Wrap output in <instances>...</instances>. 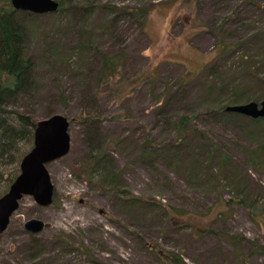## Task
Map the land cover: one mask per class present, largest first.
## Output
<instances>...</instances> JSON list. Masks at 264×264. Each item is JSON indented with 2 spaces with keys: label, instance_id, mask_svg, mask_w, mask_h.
<instances>
[{
  "label": "rangeland",
  "instance_id": "374dc122",
  "mask_svg": "<svg viewBox=\"0 0 264 264\" xmlns=\"http://www.w3.org/2000/svg\"><path fill=\"white\" fill-rule=\"evenodd\" d=\"M85 1L66 0L63 12L27 21L38 88L31 100L22 99L16 108L35 122L58 114L71 120V150L48 165L55 186L53 205L42 207L25 197L0 234V264H164L146 245L181 253L187 264H234L233 247L216 236H197L177 221L173 225L183 231L173 235L161 213H133L112 186L102 185V174L87 177L79 166L90 150L87 118L100 124L102 149L114 157L115 174H122L119 192L127 189L141 199L186 210L196 215L199 227L211 225L215 231L264 245V216L256 214L258 210L232 205L225 218H219L215 197L197 193L163 161L142 162L131 142L144 131L169 140L166 119L195 116L193 124L213 142L228 146L234 161L264 187V171H255L243 155L246 144L238 130L209 114L220 106L204 103L201 89L207 85L198 76L214 62L221 40L234 43L233 34L240 36L247 29L242 27L263 26L258 10L248 0H94L89 8ZM257 3L264 5V0ZM126 7L149 10L143 26L126 18ZM232 14L236 22L228 20ZM103 56L116 64L111 73L104 70ZM102 73L108 74L106 81L100 80ZM225 79L226 85L231 83L225 91L229 95L236 84ZM215 97L224 102L228 98L219 93ZM31 149L23 144L17 163L0 166V198ZM231 198L224 191L223 201ZM32 219L51 228L31 234L25 224ZM63 237L83 245L87 253L75 251ZM248 264H264V256H254Z\"/></svg>",
  "mask_w": 264,
  "mask_h": 264
},
{
  "label": "trees",
  "instance_id": "16d2710c",
  "mask_svg": "<svg viewBox=\"0 0 264 264\" xmlns=\"http://www.w3.org/2000/svg\"><path fill=\"white\" fill-rule=\"evenodd\" d=\"M154 1L145 0V3ZM85 2H87L85 6L89 8L93 6L94 0ZM59 3L58 12L67 9L66 0H61ZM248 4L258 10L263 17L261 22L263 26L242 27L247 28L244 34L230 35L235 40L234 43L221 40L216 46L218 53L214 62L198 76L202 75L207 85L206 89H201L205 95L204 103L206 105L216 103L220 106L218 110L213 109L209 114L229 122L238 130L240 140L246 144L242 147L243 155L255 171L263 172L264 119H253L226 112L228 106L264 100V5L257 3V0H248ZM124 12L126 18L140 23L141 26L144 25L141 20L149 14V10L143 7H126ZM235 16L237 15H230L228 20L236 22ZM30 17L34 19L38 15L15 10L11 0H0V166L17 163L19 158L16 155L20 152L21 146L27 143L33 147L34 143L37 122L30 115L16 108L22 99L31 100L38 88L36 62L28 51L30 39L27 21ZM103 59L105 72L111 73L115 70L116 64L112 59L105 56ZM107 75L102 73L100 80L106 81L103 79H107ZM225 78L231 79L236 84L231 86L229 95H226L225 91L231 83L226 85ZM215 93L224 94L228 97L227 101H219L217 97L212 98ZM169 104H166L167 107ZM195 118V116H180L175 121L166 119L165 124L169 129L171 128L169 140L165 138L161 140L147 131L143 132L142 137L137 135L132 138L131 142L137 148L139 159L150 164L163 161L197 193L205 198L215 197L214 208L219 211V218H225V211L232 205L258 210L256 214L264 216V187L258 182L254 183L245 166L234 161L232 150L228 146L213 142L203 130L193 124ZM84 124L90 150L87 158L79 165L80 168L87 177L97 173L102 174V185L112 186L114 193L126 200L128 210L138 215L149 216L156 213V217L161 213L164 222H168L167 230L172 231L173 235L183 231L179 226L173 225L174 221H177L178 224H185L184 228L190 227L197 236H201L204 232L216 236L220 241L233 247L234 264H248V260L254 256H264V245L258 241H250L242 235L230 234L224 230L215 231L211 225L204 229L206 227L197 225L196 215L186 210L171 209L161 202L141 199L127 189L126 193L119 192L120 185L117 180L122 174H115L117 166L114 157L102 149L104 141L101 138L100 124L88 118L85 119ZM158 124L157 120L156 125ZM141 133L142 131L139 134ZM14 180L11 182L13 183ZM226 190L232 194V198L224 202L223 194ZM220 204H223L222 211ZM64 241L74 246L75 251L87 253L83 245L71 244L68 238H64ZM245 245L248 246L246 250ZM146 247L156 252L155 254L164 264H187L181 253L164 250L158 245H146Z\"/></svg>",
  "mask_w": 264,
  "mask_h": 264
},
{
  "label": "water",
  "instance_id": "95a60500",
  "mask_svg": "<svg viewBox=\"0 0 264 264\" xmlns=\"http://www.w3.org/2000/svg\"><path fill=\"white\" fill-rule=\"evenodd\" d=\"M17 11L37 15L54 14L59 11L58 0H11ZM226 112L237 113L253 119H264V100L252 101L226 107ZM70 121L62 115H54L37 122L32 149L22 158L20 173L8 192L0 198V234L10 226L13 215L18 211L25 197H33L42 207L54 203L55 186L48 165L70 153ZM51 228L49 223L32 219L25 224V230L37 235Z\"/></svg>",
  "mask_w": 264,
  "mask_h": 264
}]
</instances>
